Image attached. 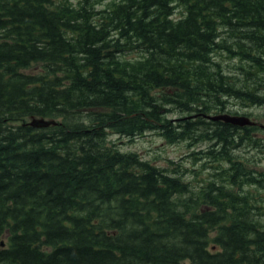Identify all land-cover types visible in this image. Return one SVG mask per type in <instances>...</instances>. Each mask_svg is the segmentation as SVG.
I'll use <instances>...</instances> for the list:
<instances>
[{
  "label": "trees",
  "instance_id": "16d2710c",
  "mask_svg": "<svg viewBox=\"0 0 264 264\" xmlns=\"http://www.w3.org/2000/svg\"><path fill=\"white\" fill-rule=\"evenodd\" d=\"M238 102L264 0H0V264H264V123L207 116ZM148 131L214 171L109 139Z\"/></svg>",
  "mask_w": 264,
  "mask_h": 264
},
{
  "label": "rangeland",
  "instance_id": "374dc122",
  "mask_svg": "<svg viewBox=\"0 0 264 264\" xmlns=\"http://www.w3.org/2000/svg\"><path fill=\"white\" fill-rule=\"evenodd\" d=\"M109 0H103L108 2ZM102 6V4H99ZM232 64L239 63L237 60H232ZM232 114H249L252 118L257 119L259 122L264 123V116L259 117L257 114H264V105H242L241 103L231 104L227 111ZM172 115V114H171ZM175 115V114H174ZM173 117V116H172ZM258 136L264 137V132L257 133ZM109 139L119 143L122 149L136 150L143 157L149 158L155 163L162 166L169 165L170 167L179 166L185 168V174L188 178L193 179L194 185H198L203 177H206L210 171H214V168L208 165H202L205 159L208 157L199 159L197 156H202L203 153L199 152L201 148H206L207 143H199L197 145L188 146L185 141H179L177 143L168 142L162 135L155 131H148L143 135H140L133 140H128L127 137L119 135L118 133H110ZM196 151V152H194ZM247 151H242L240 156L245 158ZM212 163V162H208ZM207 163V164H208ZM259 169H264V161L257 165ZM195 176V178H194ZM249 189V187H247ZM251 190L256 191L255 187H250Z\"/></svg>",
  "mask_w": 264,
  "mask_h": 264
},
{
  "label": "water",
  "instance_id": "95a60500",
  "mask_svg": "<svg viewBox=\"0 0 264 264\" xmlns=\"http://www.w3.org/2000/svg\"><path fill=\"white\" fill-rule=\"evenodd\" d=\"M212 119H224L226 121H231L233 123L237 124H254L256 121L252 119L248 115L244 114H231L228 112H222V113H217V114H208ZM56 120L54 119H45V118H33L31 120V123L34 125H47L50 123H54Z\"/></svg>",
  "mask_w": 264,
  "mask_h": 264
}]
</instances>
